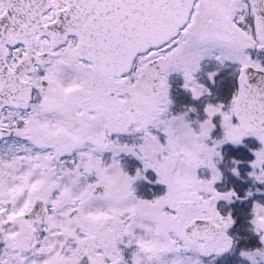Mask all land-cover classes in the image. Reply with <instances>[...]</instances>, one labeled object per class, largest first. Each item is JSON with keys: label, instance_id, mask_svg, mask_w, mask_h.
Here are the masks:
<instances>
[{"label": "snow or ice", "instance_id": "1", "mask_svg": "<svg viewBox=\"0 0 264 264\" xmlns=\"http://www.w3.org/2000/svg\"><path fill=\"white\" fill-rule=\"evenodd\" d=\"M0 264H264V0H0Z\"/></svg>", "mask_w": 264, "mask_h": 264}]
</instances>
